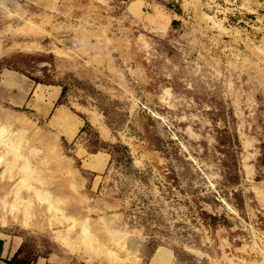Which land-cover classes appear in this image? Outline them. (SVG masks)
<instances>
[{
    "label": "rangeland",
    "instance_id": "374dc122",
    "mask_svg": "<svg viewBox=\"0 0 264 264\" xmlns=\"http://www.w3.org/2000/svg\"><path fill=\"white\" fill-rule=\"evenodd\" d=\"M8 218L20 264H264V0H0Z\"/></svg>",
    "mask_w": 264,
    "mask_h": 264
},
{
    "label": "crops",
    "instance_id": "0c3cea01",
    "mask_svg": "<svg viewBox=\"0 0 264 264\" xmlns=\"http://www.w3.org/2000/svg\"><path fill=\"white\" fill-rule=\"evenodd\" d=\"M8 220V221H7ZM0 223V264H20L19 258L22 256L21 237L13 234L8 227L14 225L9 218ZM142 264H166L160 256L155 261L147 260Z\"/></svg>",
    "mask_w": 264,
    "mask_h": 264
},
{
    "label": "bare ground",
    "instance_id": "6f19581e",
    "mask_svg": "<svg viewBox=\"0 0 264 264\" xmlns=\"http://www.w3.org/2000/svg\"><path fill=\"white\" fill-rule=\"evenodd\" d=\"M15 133V132H14Z\"/></svg>",
    "mask_w": 264,
    "mask_h": 264
}]
</instances>
